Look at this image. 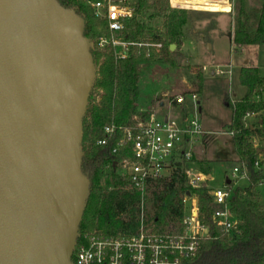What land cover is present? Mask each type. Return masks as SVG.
<instances>
[{
	"label": "water",
	"instance_id": "1",
	"mask_svg": "<svg viewBox=\"0 0 264 264\" xmlns=\"http://www.w3.org/2000/svg\"><path fill=\"white\" fill-rule=\"evenodd\" d=\"M94 84L82 16L59 0H0V264H73Z\"/></svg>",
	"mask_w": 264,
	"mask_h": 264
},
{
	"label": "trees",
	"instance_id": "2",
	"mask_svg": "<svg viewBox=\"0 0 264 264\" xmlns=\"http://www.w3.org/2000/svg\"><path fill=\"white\" fill-rule=\"evenodd\" d=\"M100 0H59L66 8L74 9L85 19V35L97 40L109 34L108 22L95 15L92 3ZM137 17L127 23L126 39L134 42H163L161 57L172 63L171 45L177 49L185 40L184 28L190 20L186 9H172L170 0H137ZM144 11H154L165 18V31L153 33L139 19ZM254 12L257 15L253 26ZM233 44L238 47L264 44V0L250 11L246 0H239V9L233 31ZM146 48L133 47L127 59L117 61L112 46L91 49L97 66V78L91 91L83 119L82 170L90 180V191L79 233L103 230L108 234L135 233L139 227L142 197L131 190L116 174V163L127 157L131 151H114L122 132L110 135L105 145L99 141L106 134L104 127L115 123L129 126L135 123V116L142 119L150 113L139 110V64L145 61ZM197 92L203 91V71L198 75ZM240 85L248 90L241 100L232 101L229 95L225 102L233 110L228 131L233 132L235 152L249 171L248 185L243 187L230 183L233 189V211L240 220V234L229 239L220 233L212 219V196L210 181L200 188L188 185L185 174L187 162H179L168 176L149 183L145 195V221L147 228L155 233H177L182 230L185 215V196L196 195L200 220L208 229V236L202 240L196 257L186 264H264V198L258 183L263 175L256 170L255 162L260 150L255 140L264 142V78L257 67L249 64L240 70ZM98 90L99 100L93 98ZM258 97V98H257ZM257 116V122L247 125V116ZM196 161V160H195ZM197 163V162H196ZM208 164L209 161H205ZM205 174L204 169L197 168ZM79 241V238H78Z\"/></svg>",
	"mask_w": 264,
	"mask_h": 264
},
{
	"label": "built area",
	"instance_id": "3",
	"mask_svg": "<svg viewBox=\"0 0 264 264\" xmlns=\"http://www.w3.org/2000/svg\"><path fill=\"white\" fill-rule=\"evenodd\" d=\"M136 5L137 0H100L92 3L95 15L106 20L109 28V34L105 33L97 39L98 46H112L117 61L127 59L133 47L146 48V58L162 53L164 45L161 41L134 42L126 39L127 23L137 17ZM229 10L231 11V6ZM191 99L192 107L184 109L182 123L168 116L158 118L151 112L146 119L135 116V123L129 126L112 123L104 127L106 136L99 141L100 145H105L108 137L119 130L122 137L114 151H131L127 157L116 163V174L129 189L139 192L142 197L139 227L135 233L130 234H108L103 230L79 233V241L77 238L72 255L73 264H186L196 257L202 240L208 236V229L200 220L196 195L185 196V215L181 231L155 233L147 228L145 221V195L149 183L168 176L177 163L187 162L184 171L189 186L200 188L210 181L207 174L190 166L195 163L197 146L203 143L205 135L198 120L201 108L197 107V93H192ZM185 101L186 97L179 94L174 96L171 103L179 105ZM250 117L248 115L247 119ZM230 134L233 136V132ZM254 143L260 150L255 167L263 175L258 185L264 198V142L255 140ZM248 177L247 165L240 163L233 168L227 180L238 185L240 179ZM209 187L214 224L229 239L238 236L240 220L233 211V189L227 183L223 188ZM188 201L191 202L189 210L186 205Z\"/></svg>",
	"mask_w": 264,
	"mask_h": 264
},
{
	"label": "rangeland",
	"instance_id": "4",
	"mask_svg": "<svg viewBox=\"0 0 264 264\" xmlns=\"http://www.w3.org/2000/svg\"><path fill=\"white\" fill-rule=\"evenodd\" d=\"M250 11L261 5L263 0H246ZM231 11L222 8L212 10L200 8L195 3L177 4L170 0L172 9H186L190 20L184 28L185 40L171 55L172 63L161 57L147 58L139 68V110L154 112L158 118L169 117L182 123L184 109L192 107V93H197L198 120L207 132L206 144L198 145L195 163L191 167L202 168L212 175L210 186L223 188L227 177L237 164L236 152L228 125L233 118V110L227 106L225 96L232 101L241 100L248 90L240 85L238 74L246 62L253 63L264 78V44L236 47L233 44L234 24L239 9V0H228ZM253 16L256 26L257 15ZM153 33L165 31V18L154 11H144L139 15ZM91 41V49L98 41ZM95 62V61H94ZM203 71L204 87L197 92L199 73ZM220 71L222 73H220ZM97 66L95 64V81ZM94 89V87H93ZM92 89V90H93ZM182 94L186 97L183 104H172L174 96ZM93 98L99 100L100 93L95 90ZM264 101V92L261 93ZM90 100V97H89ZM88 100V102H89ZM164 103L162 106L161 103ZM247 119V125L251 122ZM254 121V120H253ZM257 142L262 143L261 140ZM205 161H209L205 164ZM197 162V163H196ZM240 186H247L248 180L240 179ZM188 210L191 202L186 203Z\"/></svg>",
	"mask_w": 264,
	"mask_h": 264
},
{
	"label": "bare ground",
	"instance_id": "5",
	"mask_svg": "<svg viewBox=\"0 0 264 264\" xmlns=\"http://www.w3.org/2000/svg\"><path fill=\"white\" fill-rule=\"evenodd\" d=\"M177 4L181 5L183 3H195L197 5H201L203 8H209V9H214L217 10L218 8H222L224 11H227L230 6L227 2V0H173Z\"/></svg>",
	"mask_w": 264,
	"mask_h": 264
},
{
	"label": "crops",
	"instance_id": "6",
	"mask_svg": "<svg viewBox=\"0 0 264 264\" xmlns=\"http://www.w3.org/2000/svg\"><path fill=\"white\" fill-rule=\"evenodd\" d=\"M249 64H252L253 66H255L253 63H250V62H246V64H245V66H248ZM242 67H244V66H242ZM241 67V68H242ZM256 67V66H255ZM241 68H240V70H241ZM239 74H240V72H239ZM239 74H238V78H239ZM203 76H204V74H203ZM203 84H204V77H203ZM196 93V92H195ZM161 105L163 106L164 105V103L162 102L161 103ZM201 111H202V109H201ZM250 124L251 125H253V124H255L256 122H257V116H252V117H250ZM254 120V121H253ZM205 131V130H204ZM206 137H207V132L205 131V135H204V140H203V143H202V145H205L206 144ZM236 162H237V164H235V166H237V165H239L241 162L239 161V158H238V156H237V154H236V160H235ZM234 166V167H235ZM208 177L210 178V180H212L213 178H212V175L211 174H208ZM228 178V177H227ZM247 180V179H246ZM226 183H227V180H226ZM209 185H210V183H209ZM239 185V184H238Z\"/></svg>",
	"mask_w": 264,
	"mask_h": 264
}]
</instances>
